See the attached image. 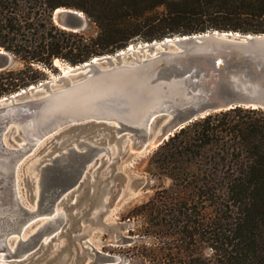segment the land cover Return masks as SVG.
I'll return each mask as SVG.
<instances>
[{
	"label": "water",
	"instance_id": "1",
	"mask_svg": "<svg viewBox=\"0 0 264 264\" xmlns=\"http://www.w3.org/2000/svg\"><path fill=\"white\" fill-rule=\"evenodd\" d=\"M51 20L73 33L84 32L88 27L83 13L69 8L55 9ZM137 55L144 58L143 63H137L140 84H121V74L131 70L127 64L136 62ZM18 63L0 49V71L13 69ZM73 81L89 83L62 97L49 94ZM143 97L148 99L144 101ZM234 108L264 111V34L211 31L138 43L134 49L126 47L112 55L95 57L54 81L1 98L0 240L11 242L14 236L19 237L20 228L27 221L51 213L53 205L64 196L67 198V191L83 180L93 157L108 154L105 147L78 140L38 167L36 181L28 178L26 183L27 191L32 189L33 202L34 188L37 189L35 213L15 198L14 173L22 166L16 170L24 152L16 146L7 148L2 141L3 136L12 134L15 125L24 139L21 148L29 149L41 137L47 141L67 131L99 127L107 133L100 139L94 136L95 144L126 137L128 151L138 156L161 146L194 121ZM13 140L19 143L20 138L14 136ZM65 218L64 214L25 240L18 239L13 250L0 246L2 259L18 261L35 247L52 242ZM59 246L57 243L51 248ZM80 247L81 253L74 248L73 256L65 255L56 264L105 263L103 255L87 242Z\"/></svg>",
	"mask_w": 264,
	"mask_h": 264
},
{
	"label": "trees",
	"instance_id": "2",
	"mask_svg": "<svg viewBox=\"0 0 264 264\" xmlns=\"http://www.w3.org/2000/svg\"><path fill=\"white\" fill-rule=\"evenodd\" d=\"M58 8L82 12L93 32L57 27ZM211 31L264 34V0H0V49L21 64L0 71V98L37 84L56 59L76 66L137 42ZM154 155L171 181L194 195L227 197L236 210L227 261L264 264V111L208 115Z\"/></svg>",
	"mask_w": 264,
	"mask_h": 264
},
{
	"label": "rangeland",
	"instance_id": "3",
	"mask_svg": "<svg viewBox=\"0 0 264 264\" xmlns=\"http://www.w3.org/2000/svg\"><path fill=\"white\" fill-rule=\"evenodd\" d=\"M84 32H93L89 22ZM70 66L56 59L50 70L44 69V78L31 86L58 79L64 70L74 67ZM20 67L18 63L10 70ZM106 133L95 127L67 131L46 142L44 137L19 163L17 197L25 207L34 209L36 191L33 202L32 189L27 191L26 183L38 167L78 140L108 150L107 156L99 153L93 157L83 180L58 201L56 210L63 211L66 218L52 242L35 247L18 261H5L0 252V264H56L65 255L73 256L74 248L81 253L82 242L101 253L104 264H231L226 258L232 247L224 243L232 240L236 210L227 197L194 195L171 181L165 174L168 166L154 155L160 146L133 156L126 137L94 143V136L100 139ZM14 136V130L3 136V144L17 147L20 143ZM57 243L59 248H51Z\"/></svg>",
	"mask_w": 264,
	"mask_h": 264
},
{
	"label": "bare ground",
	"instance_id": "4",
	"mask_svg": "<svg viewBox=\"0 0 264 264\" xmlns=\"http://www.w3.org/2000/svg\"><path fill=\"white\" fill-rule=\"evenodd\" d=\"M128 48H132L134 49V47L132 45H129ZM143 56L141 55H137V60L136 62H132V63H129L127 65H131V70L129 72H124L121 74L122 80H120V83L121 84H124L126 86H134V87H137L140 83V75H141V72L138 70V66H137V63H143ZM136 63V64H135ZM136 66V67H134ZM73 67L71 68H67L66 72L70 71ZM138 68V69H137ZM65 70H64V73H66ZM89 81H78V82H70V84L68 86H66L65 88H57L55 90H52V92H50L49 94H56L58 95L57 97H62L64 95H67L68 93L72 92L74 89L78 90H82L84 89L87 85H88ZM144 101H146L148 99V97H143ZM16 136H18V138H20V141H19V145L16 147L17 149H21V151L24 152V154L21 156V158L19 159L17 165H16V170H17V167L19 165V163H23L24 162V157H26V155H28L32 149L34 147H36L38 145V143L44 138V137H41L40 139H38L37 141H35L34 143H32L31 147H28L27 148H21L22 144L24 143V139H21V133H20V128L18 126H14L13 128ZM5 140V139H4ZM46 142V139L44 140ZM5 146V145H4ZM6 147V146H5ZM8 148V147H7ZM23 149V150H22ZM28 149V150H27ZM27 150V151H26ZM33 168V167H32ZM35 168V167H34ZM34 170V169H33ZM14 191H15V198L17 199V202L20 203L22 205V203L20 202V200L18 199L17 197V191H16V174H17V171L14 173ZM33 181L35 182L36 179H35V174L33 176ZM34 190L36 191L35 192V196H36V202L34 203V209H29L27 207H25L24 205H22L23 207L29 209V211H34L35 213L38 211L37 209V204H38V195H37V189L34 188ZM56 207H57V202L53 205L52 207V211L51 213L49 214H46V213H42L40 215H37V217L35 218H32L31 220L27 221L26 224H24L21 228H20V231H19V237H16L14 236L13 239L10 241H8L7 239H5V241H1L0 242V246L2 245H5L7 249L9 250H13L18 239H21V240H25L30 234L34 233L36 230H38L41 226L45 225L46 223H49V222H54L55 219H59L60 217H63L64 213L63 211H57L56 210ZM38 219L37 222H35V220ZM33 225H35V227H33V229L31 231H29V228L32 227ZM13 236V235H12Z\"/></svg>",
	"mask_w": 264,
	"mask_h": 264
}]
</instances>
